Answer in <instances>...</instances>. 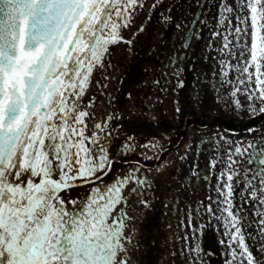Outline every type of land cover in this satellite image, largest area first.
Instances as JSON below:
<instances>
[{"label": "flooded vegetation", "instance_id": "af4514ba", "mask_svg": "<svg viewBox=\"0 0 264 264\" xmlns=\"http://www.w3.org/2000/svg\"><path fill=\"white\" fill-rule=\"evenodd\" d=\"M224 2L141 0L143 6L121 29L124 41L109 47L105 67L93 70L81 99L90 113L85 134L97 131V123L106 125L101 138L110 167L95 179L73 185L64 196L85 199L94 188L105 190L106 185L129 177L121 189L124 200L114 211H126L125 235L131 237L128 255L139 264L232 260L226 231L234 229H226L227 213L222 211L228 205L215 202L217 177L228 168L230 149L236 161L232 168L239 177L238 184L236 177L232 182V210L243 216L245 243L253 256L264 260L259 224L264 205L252 200L245 187L251 180L260 189L264 113L259 107L264 105L257 100L253 105L257 110L251 111L252 102L235 67L225 69L226 77L221 72V60L234 66L240 52L233 47L236 58H232L226 56L227 49L221 51L224 36L231 45L236 42L228 25L220 23L228 15L219 7ZM236 22L232 14L233 29ZM213 32L220 35L214 37ZM246 40L250 46V21ZM234 88L240 89L235 97ZM234 100H239L240 108ZM237 145L243 155L235 153ZM209 204L211 213L206 211ZM197 245L198 252H191Z\"/></svg>", "mask_w": 264, "mask_h": 264}, {"label": "snow or ice", "instance_id": "6c2138e0", "mask_svg": "<svg viewBox=\"0 0 264 264\" xmlns=\"http://www.w3.org/2000/svg\"><path fill=\"white\" fill-rule=\"evenodd\" d=\"M142 6L141 0H0V264H139L128 255L126 211H114L124 200L121 189L129 177L105 190L94 188L85 199L64 192L110 167L101 138L106 125L97 123V131L85 134L90 113L81 99L93 70L105 67L109 47L124 41L121 29ZM219 7L228 14L220 23L234 31L236 41L231 45L224 36L221 51L236 58L232 48H240L237 64L221 60V72L226 77L225 69L235 67L255 112L257 100L264 105V0L231 5L225 0ZM239 91L234 88L232 96ZM234 103L241 107L239 100ZM259 111L264 113V106ZM235 153L243 155L240 145ZM227 159L228 168L217 177L215 201L228 205L222 209L225 227L234 229L226 231L232 257L227 264H236L237 257L240 264H264L245 243L243 216L232 210V182L236 177L238 184L239 177L231 149ZM260 174L259 190L251 180L245 187L264 205V169ZM206 211L212 212L211 204ZM259 224L264 236V217ZM198 250V245L190 249Z\"/></svg>", "mask_w": 264, "mask_h": 264}, {"label": "rangeland", "instance_id": "374dc122", "mask_svg": "<svg viewBox=\"0 0 264 264\" xmlns=\"http://www.w3.org/2000/svg\"><path fill=\"white\" fill-rule=\"evenodd\" d=\"M236 23H237V22H236ZM232 28H233V27H232ZM234 28H235V26H234ZM231 34H232V35L235 34L234 31H232Z\"/></svg>", "mask_w": 264, "mask_h": 264}]
</instances>
